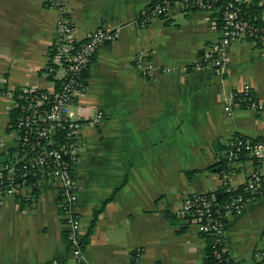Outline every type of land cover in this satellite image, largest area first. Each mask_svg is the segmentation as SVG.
Masks as SVG:
<instances>
[{"label": "crops", "instance_id": "obj_1", "mask_svg": "<svg viewBox=\"0 0 264 264\" xmlns=\"http://www.w3.org/2000/svg\"><path fill=\"white\" fill-rule=\"evenodd\" d=\"M234 1L258 3L264 18V0ZM150 2L0 0V165L11 160L14 148L12 92L53 88L41 70L58 19L54 5L69 11L77 40L97 28L116 35L93 55L69 110L87 124L73 169L83 257L78 264H130L134 250L141 253L139 264H202L206 239L193 223L168 220L164 212L173 215L186 196L219 189L216 164L223 153L214 144L235 135L264 138L263 115L236 106L223 111L225 99L244 87L264 103V47L231 43L221 77L201 68L184 74L154 70L143 78L133 65L139 52H147L156 68L188 66L218 35L211 13L203 10L175 11L137 28L133 20ZM97 111L102 117L95 123ZM187 171L199 173L187 180ZM252 171L264 176V159L240 158L229 184L240 186ZM57 192L58 183L46 178L0 203V264H77L64 238ZM263 234L264 195L225 218L229 259L253 264Z\"/></svg>", "mask_w": 264, "mask_h": 264}, {"label": "built area", "instance_id": "obj_2", "mask_svg": "<svg viewBox=\"0 0 264 264\" xmlns=\"http://www.w3.org/2000/svg\"><path fill=\"white\" fill-rule=\"evenodd\" d=\"M54 6L58 19L53 42L41 70L42 76L53 88L49 91L20 88L11 94L16 114L11 127L14 132V148L11 160L0 165V203L22 188L31 186L28 180L54 179L58 183V208L65 225L64 238L78 264L83 257L79 219L75 212L77 185L73 169L83 152L81 131L87 124L73 119L69 110L74 98L85 86L84 75L93 55L116 35L107 29L97 28L84 40H77L68 17L69 11L65 7ZM206 9L207 4L203 0H154L137 14L133 23L137 28H143L175 11ZM238 40L264 47V29L247 21L237 7L228 3L220 8V27L216 40L205 48L193 64L178 68H156L149 62L147 52L142 51L133 58V65L143 78H149L154 70L162 74H184L201 68L221 77L227 70V50L231 43ZM235 106L264 116V103L256 101L247 87L228 96L223 111L228 114ZM101 117L102 112H94L92 121L96 123ZM223 157L226 165L225 170L219 173V188L223 189L225 199L219 204L216 193L191 194L183 198L173 216L193 223L198 234L208 239L210 254L220 264H242L231 260L229 263L222 258L225 251V218L238 213L244 204L264 195V176L252 171L240 186H232L228 180L240 158L246 157L255 162L264 159V138L232 136L228 139ZM262 240L264 242V234ZM219 246L222 249L219 250ZM140 258L139 250H134L130 255V264H139ZM253 264H264V247L254 253Z\"/></svg>", "mask_w": 264, "mask_h": 264}, {"label": "trees", "instance_id": "obj_3", "mask_svg": "<svg viewBox=\"0 0 264 264\" xmlns=\"http://www.w3.org/2000/svg\"><path fill=\"white\" fill-rule=\"evenodd\" d=\"M154 2V0H152V2H150V4H152ZM203 2H205L207 4V11L211 13V18L213 20V23L215 25V27L217 29H219L220 27V8L221 6L225 5V4H232L233 6L237 7L240 14L242 15L243 18H245L247 21H249L250 23H252L253 25L257 26L258 28L264 29V18L259 16V10L262 8V6L259 7L258 3H254L252 2L251 4H248L247 6H244V4H239L236 3L234 0H203ZM48 4V3H47ZM149 4V5H150ZM148 5V6H149ZM5 91L4 88H0V92ZM16 114L13 111V114L10 116V125L11 127L14 124V120H15ZM227 144H228V140L223 142V143H216L213 145V149L215 152H222L223 156L225 154V150L227 149ZM222 156V158H219V161L217 162L216 166H219V173L223 170H225V160L224 157ZM199 171H187L184 173L185 177L187 180H191L196 174H198ZM38 180H28L27 183L32 185H35L36 183H38ZM222 188H219L216 190V194H218L216 196V200L217 202L220 204L224 199H225V194L222 192ZM214 193V192H213ZM113 192L104 200L107 201L112 197ZM206 195H210V193H207ZM96 212V210H95ZM164 217L168 220L173 221L174 216L170 213H168L167 211L164 212ZM93 223V221L91 222ZM206 239V248H205V256L203 259V263L202 264H220L216 259H213L211 254H210V249L207 245L208 243V239L206 237H204ZM81 245V243H80ZM222 249L221 246H219V250ZM222 258L226 259L229 263H230V259L227 256V253L225 251H223L222 253Z\"/></svg>", "mask_w": 264, "mask_h": 264}]
</instances>
